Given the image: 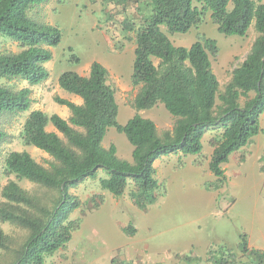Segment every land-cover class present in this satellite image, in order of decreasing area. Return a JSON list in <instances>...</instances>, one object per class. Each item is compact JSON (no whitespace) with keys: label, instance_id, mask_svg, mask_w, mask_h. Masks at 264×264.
Instances as JSON below:
<instances>
[{"label":"trees","instance_id":"trees-1","mask_svg":"<svg viewBox=\"0 0 264 264\" xmlns=\"http://www.w3.org/2000/svg\"><path fill=\"white\" fill-rule=\"evenodd\" d=\"M48 0H0V36L16 43L17 51H0V80L19 79L29 86L47 80L45 63L51 47L61 38L59 30L34 21L30 11ZM231 2V8L228 7ZM105 30L114 43L133 41L130 80L137 92L131 106L148 109L161 103L173 118L170 129L161 132L155 123L135 113L124 124L116 120L118 104L108 71L94 61L86 75L63 71L58 86L81 102L54 97L70 111L67 119L56 113L30 110L31 88L18 90L0 84V114L29 111L21 127L25 145L46 153L37 162L29 152L11 151L4 160V174L14 176L0 189V223L14 227L16 234L0 228L2 264H46V257L63 249L79 227L70 219L80 206L71 192L86 178H95L99 168L106 177L99 187L121 196L128 183L133 204L145 209L158 194L154 162L170 153L199 154L202 138L214 131L208 161L209 171L225 179L222 164L262 132L264 113V1L254 0H101ZM209 14L217 31L243 37L250 25L256 36L249 52L232 68L230 79L220 89L211 66L216 41L203 37L188 47L175 46L166 32L185 33ZM116 28L119 37L113 35ZM121 38V39H119ZM51 125L54 130H47ZM115 128L132 146L131 160L121 159L116 147L102 145L106 130ZM6 133L0 128V142ZM264 157H260L263 162ZM264 171V163L260 166ZM33 185L25 189L18 183ZM96 203V200L94 202ZM133 234L132 226L123 229ZM237 252L220 251L208 258L213 264H264V251L249 246L246 234L239 236ZM200 264V258L189 259ZM129 264V263H120Z\"/></svg>","mask_w":264,"mask_h":264},{"label":"rangeland","instance_id":"rangeland-1","mask_svg":"<svg viewBox=\"0 0 264 264\" xmlns=\"http://www.w3.org/2000/svg\"><path fill=\"white\" fill-rule=\"evenodd\" d=\"M231 5L230 2L228 7ZM29 15L38 23L56 27L61 34L59 43L50 48L52 58L44 64L49 73L47 80L35 86L19 79L0 80V84L15 90L30 87V110L56 113L67 119L69 109L56 103L54 97L76 103L81 100L61 89L57 79L63 71L86 75L96 61L108 71L119 124L138 113L151 119L159 132L172 127L173 118L161 103L139 111L131 106L138 89L130 80L134 43H114L110 39L101 0H48L34 7ZM166 34L175 46L188 47L203 37L216 41L218 51L210 56V61L220 89L230 79L232 68L249 52L256 36L253 23L243 37L219 33L209 14L185 33ZM113 35L119 37L116 28ZM17 50L16 43L0 36V51ZM28 113L0 114V128L6 133L0 142V189L8 179H14L4 174V160L9 152L25 150L40 163L49 159L46 153L25 145L21 138ZM259 124L262 132L243 150L244 160L238 162L231 154L229 162L222 164L226 175L223 181L208 169L214 131L204 134L199 154L170 153L158 158L154 166L160 188L156 199L145 209L133 204L132 182L119 197L102 190L99 179L106 177V172L99 168L95 178H86L71 190L80 206L70 219L79 218V227L63 249L46 257V264H189L194 257L200 258V264H213L210 255L225 250L237 252L242 233L249 246L264 251V171L260 170L264 159L262 163L259 160L264 157V113ZM47 130L54 128L48 125ZM110 144L116 147L118 157L131 160V144L113 127L106 130L102 140L104 147ZM18 183L25 189L33 188L26 180ZM127 226L133 227V234L123 230ZM0 228L9 234L18 232L7 223H0Z\"/></svg>","mask_w":264,"mask_h":264},{"label":"crops","instance_id":"crops-1","mask_svg":"<svg viewBox=\"0 0 264 264\" xmlns=\"http://www.w3.org/2000/svg\"><path fill=\"white\" fill-rule=\"evenodd\" d=\"M254 143V139H252V141H251V143H249L248 145H246L245 147H243L242 148V150H244L245 148V150H247L248 148H249V146H251L252 144ZM233 154H235L234 156H236V157H234L235 158V160H237L238 162H242L243 160H244V158H245V155H243L242 154V152L241 151H239V152H237V153H233ZM231 156V155H230ZM230 156H229V159L228 160H230ZM229 162V161H228ZM155 163V162H154ZM227 163V162H226ZM225 170V169H224Z\"/></svg>","mask_w":264,"mask_h":264}]
</instances>
